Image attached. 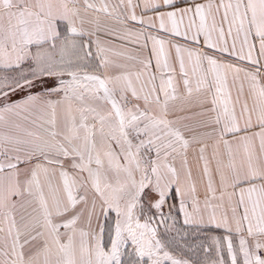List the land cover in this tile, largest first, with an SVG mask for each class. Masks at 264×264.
<instances>
[{"label":"snow or ice","instance_id":"obj_1","mask_svg":"<svg viewBox=\"0 0 264 264\" xmlns=\"http://www.w3.org/2000/svg\"><path fill=\"white\" fill-rule=\"evenodd\" d=\"M0 264H264V0H0Z\"/></svg>","mask_w":264,"mask_h":264}]
</instances>
